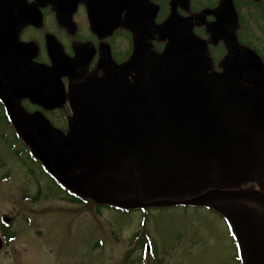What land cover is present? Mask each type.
<instances>
[{"label":"flooded vegetation","instance_id":"af4514ba","mask_svg":"<svg viewBox=\"0 0 264 264\" xmlns=\"http://www.w3.org/2000/svg\"><path fill=\"white\" fill-rule=\"evenodd\" d=\"M0 118L35 199L42 177L125 213L230 193L225 264H264V0H0Z\"/></svg>","mask_w":264,"mask_h":264},{"label":"rangeland","instance_id":"374dc122","mask_svg":"<svg viewBox=\"0 0 264 264\" xmlns=\"http://www.w3.org/2000/svg\"><path fill=\"white\" fill-rule=\"evenodd\" d=\"M12 144L20 146L12 128L0 118V160L5 159L15 171L12 183H0V217L13 218L9 232L16 237L2 251L0 264L228 262L230 249L221 219L224 207L219 205V201L230 199L227 195L220 193L204 202L169 205L147 213L101 211L93 206L85 209L72 204L63 196L64 192L42 177L48 197L36 206L24 200L25 192L20 193L18 187L15 189L18 184L31 186L32 182L31 177L15 166V161L21 160L11 151ZM57 192L58 196L53 198ZM1 228L0 218V232ZM138 230L142 238L148 239L133 240ZM147 245H150L151 257ZM142 251L147 258L142 259Z\"/></svg>","mask_w":264,"mask_h":264},{"label":"bare ground","instance_id":"6f19581e","mask_svg":"<svg viewBox=\"0 0 264 264\" xmlns=\"http://www.w3.org/2000/svg\"><path fill=\"white\" fill-rule=\"evenodd\" d=\"M35 124H36V128H37L38 130L41 131V130H42L41 125H40L39 123H35ZM43 130H44V129H43ZM46 132L49 133L48 130H47ZM61 161H63V160H61ZM14 172H15V171L12 172V177H11V179L9 180L8 183H12V182H13L12 179H13V177H14ZM30 180H31V178H30ZM17 187H18L20 193H21V192H25V194H23L24 200H25V201H29V202H31L32 204H35L36 206L42 202V199L47 198V197H46V194H45L44 198H41V199H35V198H34V194H33V193H35V191H34V186H32V185L29 186L28 183H26V184H24V185H22V184H18V185L15 186V189H16ZM26 190H28V191H26ZM45 191H46V190H45ZM29 192H30L31 194H30ZM64 197H65L66 199H68V200L75 201V199H73L70 195L64 194ZM195 203H197L196 200H192V201H189L188 203H185V204H183V205H192V204H195ZM38 206H39V205H38ZM7 218H8V223H7V224H4V225L2 226V228H1L2 231L0 232V242H1V244H2V248L0 249V255H1L2 251H4V250L6 249L7 244L10 243V242H8V241L6 240L5 236H6L7 230L11 227V223H12L13 218L8 217V216H7ZM140 228H141V227H140ZM136 233H140L139 230H138Z\"/></svg>","mask_w":264,"mask_h":264},{"label":"water","instance_id":"95a60500","mask_svg":"<svg viewBox=\"0 0 264 264\" xmlns=\"http://www.w3.org/2000/svg\"><path fill=\"white\" fill-rule=\"evenodd\" d=\"M37 123H39V120L37 119ZM51 144V143H50ZM52 145V144H51ZM226 194H230V193H226ZM225 194V195H226ZM206 197L207 196H204V197H202V198H200V201H203V200H205L206 199ZM172 204H174V203H170L169 205H172ZM175 204H185V203H175ZM131 205H133V204H130V203H128L126 206H131ZM8 221V220H7ZM2 248V244H1V242H0V249Z\"/></svg>","mask_w":264,"mask_h":264},{"label":"trees","instance_id":"16d2710c","mask_svg":"<svg viewBox=\"0 0 264 264\" xmlns=\"http://www.w3.org/2000/svg\"><path fill=\"white\" fill-rule=\"evenodd\" d=\"M73 202H78L77 200L73 201ZM8 238H11L12 236H10L9 234H6ZM10 236V237H9Z\"/></svg>","mask_w":264,"mask_h":264}]
</instances>
